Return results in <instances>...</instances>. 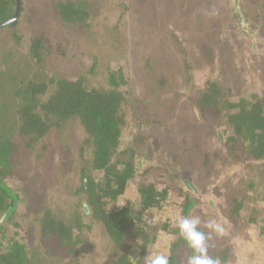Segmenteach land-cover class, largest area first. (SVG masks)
Instances as JSON below:
<instances>
[{
  "label": "rangeland",
  "instance_id": "rangeland-1",
  "mask_svg": "<svg viewBox=\"0 0 264 264\" xmlns=\"http://www.w3.org/2000/svg\"><path fill=\"white\" fill-rule=\"evenodd\" d=\"M67 1L82 2L86 19L73 23L63 20L56 3ZM21 4L18 23L0 30V133L18 147L10 156V177L5 180L26 198L18 208L22 225L28 224L43 206L69 217L73 210L69 205L75 203L71 191L79 169L91 160L90 145L85 146L83 158L79 155V146L87 137L76 118L63 120L57 130H51L46 138L51 147L45 153L37 150L39 158L24 149L26 139L15 128L19 124L17 109L23 101L15 94L27 81L82 78L86 87L105 89L110 87L111 71L125 69L128 83L120 88L129 95L122 105L125 124L120 141L130 143L127 140L134 135L136 141L148 142L157 154L165 153L169 170L179 168L169 175L172 186L179 184L183 171L190 172L192 179L200 175V159L194 158L192 148L202 156L208 151L202 150V144L213 137L205 123L192 117L188 101L195 98L196 87L213 73L215 58L226 50L229 59L236 58L250 68L248 79L257 85L256 89L264 87V72L257 66L264 53L258 44L264 45V0H239L252 22L260 24L255 46L252 37L238 28L233 14L237 3L233 6L232 0H21ZM257 14L259 18L253 21ZM38 37L46 49L40 50L37 60L30 51V42ZM183 59L192 72L187 89ZM118 76L115 73V82ZM160 76L165 78V85L159 89L155 87ZM216 152L218 159L225 153L223 148ZM232 169L233 163L221 170L226 175L224 181L231 179ZM148 177L154 178L151 173ZM259 177L264 184V178ZM162 181L160 184L169 186L166 177ZM204 181L194 183L198 214L203 216L202 226L205 220H215L221 229L218 234L234 232L229 264H264L260 238L237 231L236 224L228 220L221 191L216 192L211 188L213 184ZM87 237L88 241L77 249L79 262L111 264L113 250L106 244L101 228L94 227ZM48 241L32 246L39 264L75 260V255L60 247L51 250ZM120 248L124 251L126 245ZM155 252L150 247L144 257Z\"/></svg>",
  "mask_w": 264,
  "mask_h": 264
},
{
  "label": "trees",
  "instance_id": "trees-1",
  "mask_svg": "<svg viewBox=\"0 0 264 264\" xmlns=\"http://www.w3.org/2000/svg\"><path fill=\"white\" fill-rule=\"evenodd\" d=\"M232 1L233 6L237 3L233 14L238 28L252 37L251 44L257 45L260 24L252 22L239 0ZM82 4L58 2L56 8L68 23L81 22L87 16ZM21 9V0H0V30L14 27ZM255 17L253 21L259 18L258 14ZM43 47L41 37L30 42V51L37 60ZM183 60L187 89L192 72L187 60ZM213 65V73L196 87L195 98L188 101L192 117L205 123L213 137L202 144V150H208L202 156L192 148L194 158L200 159V175L192 179L190 172L183 171L179 184L173 186L169 175L173 176L179 168L169 170L165 153L157 154L148 142L136 141L134 135L129 136L130 143L120 141L125 124L122 105L129 95L120 88L128 83L125 69L111 71L110 87L105 89L86 87L82 78L29 80L20 87L15 95L23 102L17 109L19 124L15 128L26 139L24 149L39 158L37 150L45 153L51 147L52 143L46 142L51 130H57L63 120L76 118L87 137L79 146V155L83 158L85 146L90 145L91 160L79 169L77 183L71 188L75 203L69 205L73 209L69 217L43 206L28 219V224L22 225L18 208L26 198L5 180L10 177V156L18 147L0 133V264H39L32 246L45 240H50L51 250L60 247L76 256L67 264H81L77 249L88 241L87 235L96 226L113 250L111 264H146L144 252L150 247L155 253L167 255L169 264H180L186 248L179 236L177 219L200 216L194 184L198 180H206L205 184H213V190L221 191L229 222L236 224L242 234L254 233L264 247V184L259 177L264 178V87L256 89L257 85L248 79L250 68L236 58L229 59L226 50ZM257 66L264 72V53ZM115 73L119 74L117 82ZM156 83L155 88H162L165 78L157 77ZM221 148L225 153L218 159L216 151ZM232 163L235 169L231 179L224 181L226 175L221 170ZM150 173L153 179L148 177ZM218 174L222 175L217 181ZM165 177L169 186L160 184ZM201 228L210 231L202 225ZM233 236L234 232L211 233L209 254L218 257L221 264L231 263L229 247ZM124 244L126 249L121 251Z\"/></svg>",
  "mask_w": 264,
  "mask_h": 264
},
{
  "label": "clouds",
  "instance_id": "clouds-1",
  "mask_svg": "<svg viewBox=\"0 0 264 264\" xmlns=\"http://www.w3.org/2000/svg\"><path fill=\"white\" fill-rule=\"evenodd\" d=\"M202 220L198 215L180 216L177 219L179 236L185 242V255L180 264H221L218 257L209 254L208 240L212 232L221 231L215 220L203 222V228L210 230L205 232L201 228ZM141 242L138 240L137 245ZM146 264H169V257L165 254H149L144 257Z\"/></svg>",
  "mask_w": 264,
  "mask_h": 264
}]
</instances>
